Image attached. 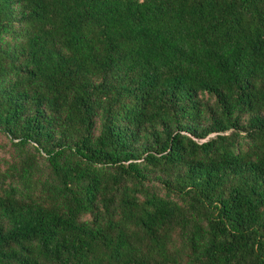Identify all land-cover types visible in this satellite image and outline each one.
<instances>
[{"label":"trees","instance_id":"obj_1","mask_svg":"<svg viewBox=\"0 0 264 264\" xmlns=\"http://www.w3.org/2000/svg\"><path fill=\"white\" fill-rule=\"evenodd\" d=\"M0 264H264V0H0Z\"/></svg>","mask_w":264,"mask_h":264},{"label":"rangeland","instance_id":"obj_2","mask_svg":"<svg viewBox=\"0 0 264 264\" xmlns=\"http://www.w3.org/2000/svg\"><path fill=\"white\" fill-rule=\"evenodd\" d=\"M0 141H5V138L0 135ZM0 153H2V150L0 149Z\"/></svg>","mask_w":264,"mask_h":264}]
</instances>
